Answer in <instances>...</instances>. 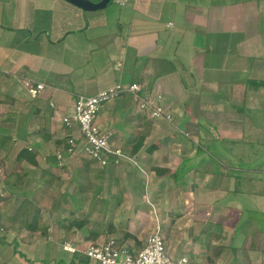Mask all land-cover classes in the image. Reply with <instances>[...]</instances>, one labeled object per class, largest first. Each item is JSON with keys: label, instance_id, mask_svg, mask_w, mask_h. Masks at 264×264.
Here are the masks:
<instances>
[{"label": "crops", "instance_id": "obj_1", "mask_svg": "<svg viewBox=\"0 0 264 264\" xmlns=\"http://www.w3.org/2000/svg\"><path fill=\"white\" fill-rule=\"evenodd\" d=\"M187 1H112L85 12L63 0H0V159L15 166L6 167L7 187L0 178V264H78L62 244L80 231L52 218L61 196L52 175L71 162L80 169V159L84 175L99 169L108 181L104 206L138 209L123 233L113 225L103 239L142 248L155 216L174 259L264 264V0ZM116 84L161 97L172 120L150 119L122 96L100 108L96 124L135 164L100 168L78 145L59 165L55 150L79 138L62 126L76 97ZM25 148L32 163L16 160ZM35 170L53 181L18 194L23 171ZM64 197L62 208L75 205Z\"/></svg>", "mask_w": 264, "mask_h": 264}, {"label": "built area", "instance_id": "obj_2", "mask_svg": "<svg viewBox=\"0 0 264 264\" xmlns=\"http://www.w3.org/2000/svg\"><path fill=\"white\" fill-rule=\"evenodd\" d=\"M116 5L123 6L125 0H112ZM43 89V85L29 89L32 97L37 96ZM140 88L137 84H116L101 91L93 97L79 95L75 99L74 114L62 119V126L67 131L72 127L79 130V138L70 137L65 139L64 145L54 152V157L59 165L64 159L73 155L78 145L87 157L100 168L110 165L118 166L122 162H132L121 149L113 147L110 143V134L102 131L96 124V117L100 108L122 96L131 97L138 105V109L145 112L153 120H164L170 122L172 117L166 113L161 102V97L146 99L138 96ZM3 169L0 165V174ZM146 203L155 210L151 202ZM154 225L145 245L142 248H134L126 244H119L118 239L108 238L100 242H89L78 246L70 242H63L62 250L70 255L80 254L88 260V264H192L187 257L174 259L166 250L163 235L162 222L154 216Z\"/></svg>", "mask_w": 264, "mask_h": 264}, {"label": "rangeland", "instance_id": "obj_3", "mask_svg": "<svg viewBox=\"0 0 264 264\" xmlns=\"http://www.w3.org/2000/svg\"><path fill=\"white\" fill-rule=\"evenodd\" d=\"M193 0H188L187 3L192 4ZM112 7H116L113 2L110 3ZM6 160V163L3 162V166L5 169H3V172L0 174V178L4 176L6 172V167L10 170L14 169L11 159ZM72 163H68L67 167L64 168V171H59L56 174L52 175L56 179L59 178V193L61 196L55 198H58L59 202V208H56V206H53V215L52 218L54 219V223L61 219L60 222L68 221L69 224L81 222L83 221L84 224L81 229H78L80 231L78 237L75 238L74 244L78 246L86 245L89 242H85L83 238H88V236L95 235L96 237H101L98 242L103 241V238L108 237V234H103L106 231H109L110 228H113L115 225L117 227V230H121L120 233H123L122 231H125L127 227H129L128 223L124 222L128 221V218L130 217L129 213H132L133 211L136 212L138 209H134L131 207V205H122L121 207H112L113 205H109L110 207H106L103 205V199L106 196V185L108 183L107 180H105L103 177H101L98 172L99 169H97V172L94 173V176L91 177L89 175H84L85 167L89 166L87 161L80 159L79 168H73ZM75 167L77 166L76 163L74 164ZM83 168V170H82ZM37 173L33 176L32 174L28 175L27 182L25 187L28 186L29 180L32 179L33 182L30 183L29 189L31 190L35 184L39 183L41 172L35 170ZM50 171V170H47ZM60 173V174H59ZM75 174V175H74ZM107 181V182H106ZM14 185V184H12ZM23 185V184H22ZM28 188V187H27ZM26 188V189H27ZM24 191V190H23ZM34 191V190H33ZM69 191L72 195V198L74 197V200L76 203H74V206H70L68 208H62L61 201L63 198L66 197L64 195L66 192ZM24 192H27L24 191ZM21 194L22 193H18ZM26 194V193H25ZM28 196V194H26ZM56 201V200H55ZM59 209V210H57ZM148 212H152V208L148 206ZM147 209H143L144 212H147ZM35 209L32 208L31 211ZM141 211V210H140ZM47 218L48 216H44ZM62 217H65L62 219ZM48 219V218H47ZM43 229H46L45 226H43ZM151 228L147 227L144 235L147 236V233H149ZM116 233L115 235H117ZM72 243L71 240L65 241ZM73 244V243H72ZM46 260L50 259H56L55 256L47 255L45 256ZM187 257V256H186ZM224 259L226 255L223 256ZM188 258V257H187ZM242 261V259H240ZM244 260V258H243ZM243 262V261H242ZM240 264H244V263Z\"/></svg>", "mask_w": 264, "mask_h": 264}, {"label": "trees", "instance_id": "obj_4", "mask_svg": "<svg viewBox=\"0 0 264 264\" xmlns=\"http://www.w3.org/2000/svg\"><path fill=\"white\" fill-rule=\"evenodd\" d=\"M2 144H4V141L0 139V146H1ZM33 158H34L33 153H31V151H30L28 148H25V149H22V150L19 152V154H18L16 160H17L18 162H20L21 160H27L28 162L32 163V162H33ZM1 163H3V162H2V160L0 159V165H1ZM14 167H15V166H14ZM37 168H38V167H37ZM23 172H25V173L23 174L25 177H28L29 174H32V175L34 176V175L37 173L36 171H23ZM40 172H41V177H40L39 183L35 184V186H34L31 190H36V189L39 188L40 185L50 184V183L53 181V177L51 176V174H50L49 171L41 170ZM6 176H7V175H6ZM7 178H8V177H5V175L2 176V178H1L2 182L6 184V187H7V184H8V183H7ZM32 182H33V180L30 179V180H29V183H28V186H27L28 188L25 187L26 184H24V186H22V187L24 188L23 190H24V191L28 190V189H29V186H30L29 184L32 183ZM26 188H27V189H26ZM22 195H25V192H22ZM83 224H84V222L81 221V222L73 223V224L70 225V226H71V227L74 226V227H76L77 229H81L82 226H83ZM118 243H119V244H124L123 241H120V240H118ZM73 257H76V259L79 258V260L76 261L78 264H81V263H83V264H88V260H87L85 257H83V256H81L80 254H78V253H77V254H74ZM80 258H81V259H80Z\"/></svg>", "mask_w": 264, "mask_h": 264}, {"label": "water", "instance_id": "obj_5", "mask_svg": "<svg viewBox=\"0 0 264 264\" xmlns=\"http://www.w3.org/2000/svg\"><path fill=\"white\" fill-rule=\"evenodd\" d=\"M74 7L81 9L85 12H96L107 8L112 0H100L98 2H92L90 0H63Z\"/></svg>", "mask_w": 264, "mask_h": 264}]
</instances>
